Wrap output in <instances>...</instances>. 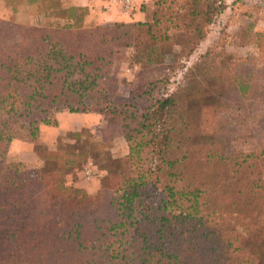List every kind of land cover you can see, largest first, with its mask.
Listing matches in <instances>:
<instances>
[{
    "label": "trees",
    "instance_id": "obj_1",
    "mask_svg": "<svg viewBox=\"0 0 264 264\" xmlns=\"http://www.w3.org/2000/svg\"><path fill=\"white\" fill-rule=\"evenodd\" d=\"M23 1L66 23L0 20V39L21 37L0 43V160L21 139V124H28L23 141L35 144L59 113L80 111L117 123L129 153L101 166L107 174L95 195L66 185L84 152L69 156L67 171L52 166L33 180L19 162L1 168L0 264H264V151L227 155L216 146L202 129L216 107L211 94L157 95L143 110L109 98L114 48L171 39L161 23L165 0L154 2L151 22L115 26H88L86 11L62 0ZM176 2L163 17L199 41L223 8L220 0H183L176 13ZM156 49L148 61L159 59ZM151 93L147 85L144 95ZM49 155L61 163L59 150Z\"/></svg>",
    "mask_w": 264,
    "mask_h": 264
},
{
    "label": "rangeland",
    "instance_id": "obj_2",
    "mask_svg": "<svg viewBox=\"0 0 264 264\" xmlns=\"http://www.w3.org/2000/svg\"><path fill=\"white\" fill-rule=\"evenodd\" d=\"M148 1L149 18L140 22L152 21V9L156 0ZM170 1L162 3L163 14ZM176 1L171 6L178 13V6L183 0ZM13 2L18 6L24 1ZM220 3L223 8H220L218 15L205 28L206 34L202 41L191 30L176 28V25L173 27V21L162 14V26H171L166 32L171 38L168 42L156 44L146 40L114 48L109 56V98L130 100L143 110L154 103L157 95L185 96L188 92L194 95L199 89L205 90L211 94L216 107L206 110L202 129L213 137L216 146L227 155L254 154L259 157L264 151V0H220ZM36 11L34 8L30 13ZM132 23L137 22L110 26ZM3 39L1 37L0 43L12 45L19 42L21 37L16 35L10 40ZM152 47L157 48L160 56L155 62L148 61L146 56ZM147 85L152 90L150 95H144ZM62 113L94 114L100 116L101 123L92 128L85 126L76 129L79 125L74 120L77 121L72 124L75 129L58 139L57 150L61 163L50 158L49 152L56 151L40 148V167L20 163L21 168L31 180L48 173L52 166L65 172L68 168L64 163L69 156L77 158L84 152V159L79 167L66 175V185L76 187L74 183L78 181L91 185L99 180L102 187L107 172L101 166L110 165V160L117 163L129 153L120 127L117 123H108L102 115L93 112ZM27 133L28 124H21V139L15 140H23ZM74 134H78L77 138ZM40 142L41 128L35 144L42 146ZM90 162L98 167L99 174L87 180L83 170ZM9 163L12 162H8L6 158L1 159L0 169ZM76 188L83 189L89 195L97 193H89L83 187ZM50 194L52 197L59 196V187H50Z\"/></svg>",
    "mask_w": 264,
    "mask_h": 264
},
{
    "label": "crops",
    "instance_id": "obj_3",
    "mask_svg": "<svg viewBox=\"0 0 264 264\" xmlns=\"http://www.w3.org/2000/svg\"><path fill=\"white\" fill-rule=\"evenodd\" d=\"M148 3V0H144V2L141 0L133 11L125 12L120 7L118 0H62L64 8L73 7L85 10L84 23L88 26H110L116 23L146 21L149 18V12L144 11L142 7ZM34 8L37 11L31 14L30 10ZM0 20H15L22 24L39 27L63 26L66 23L65 19L52 15L51 11L47 10L40 2L29 3L24 1L22 5L14 6L13 0H0ZM99 117L90 113H60L57 115L58 125L41 127L40 144L42 146L23 140H13L10 144L6 160L8 162L27 163L30 166L40 167L42 163L41 153H39L40 148L57 151L58 139L68 131L75 129L72 126L73 123L78 121L79 127L76 129H81L85 126L92 128L93 125L101 123ZM74 120L77 121L74 122ZM81 183L78 181L74 185L76 187H83L92 194L96 193L101 187L99 180L94 181L91 185Z\"/></svg>",
    "mask_w": 264,
    "mask_h": 264
},
{
    "label": "built area",
    "instance_id": "obj_4",
    "mask_svg": "<svg viewBox=\"0 0 264 264\" xmlns=\"http://www.w3.org/2000/svg\"><path fill=\"white\" fill-rule=\"evenodd\" d=\"M140 1L141 0H118V3L123 11L128 12L133 11ZM83 174L87 180H91L99 174V169L90 162L84 167Z\"/></svg>",
    "mask_w": 264,
    "mask_h": 264
}]
</instances>
